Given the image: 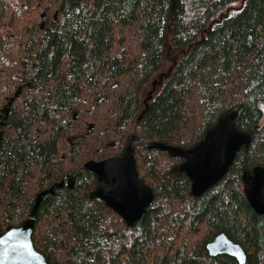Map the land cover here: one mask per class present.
I'll return each instance as SVG.
<instances>
[{
  "label": "trees",
  "instance_id": "obj_1",
  "mask_svg": "<svg viewBox=\"0 0 264 264\" xmlns=\"http://www.w3.org/2000/svg\"><path fill=\"white\" fill-rule=\"evenodd\" d=\"M17 89L0 122V234L62 184L34 215L50 264H238L208 255L220 232L264 264V214L241 179L264 168V0H0V108ZM230 113L248 144L193 196L183 156L149 143L189 149ZM128 144L153 191L132 226L89 195L103 184L84 168Z\"/></svg>",
  "mask_w": 264,
  "mask_h": 264
},
{
  "label": "water",
  "instance_id": "obj_2",
  "mask_svg": "<svg viewBox=\"0 0 264 264\" xmlns=\"http://www.w3.org/2000/svg\"><path fill=\"white\" fill-rule=\"evenodd\" d=\"M43 15L42 13L41 16ZM40 27H43V21ZM14 96L7 101L8 105ZM8 109L4 106L0 110L4 113L3 119H6ZM234 116L235 114L231 113L230 116L219 118L214 127L207 130L202 139L189 149L170 147L159 142L149 143V147L177 152L183 156L181 170L191 182L190 193L199 196L227 173L236 152L242 145L248 144L247 135L233 123ZM91 127L92 124L89 128ZM84 168L108 186L107 189L98 186L90 192V196L104 201L128 226H132L144 216L153 201V191L139 178L130 145L126 146L120 155L86 161ZM241 179L250 207L256 213L264 214V168L253 166L251 170L244 169ZM73 183L71 178L68 179L70 188ZM58 186L62 184L52 185L37 196L30 216L21 225L9 227L0 234V264H50L47 257L34 248L32 233L34 215L41 197ZM205 248L209 256L227 254L234 257L238 264L246 263V254L241 245L223 232L206 242Z\"/></svg>",
  "mask_w": 264,
  "mask_h": 264
},
{
  "label": "flooded vegetation",
  "instance_id": "obj_3",
  "mask_svg": "<svg viewBox=\"0 0 264 264\" xmlns=\"http://www.w3.org/2000/svg\"><path fill=\"white\" fill-rule=\"evenodd\" d=\"M10 98V97H9ZM9 100V99H8ZM7 100V101H8ZM7 101H6V103L0 108V110L7 104ZM0 114L2 115V118L0 117V122H1V119H3V115H4V113H1L0 112ZM5 120V119H4ZM3 121V120H2ZM99 181V180H98ZM100 183H102L103 184V187L105 188V189H107L108 188V186L106 185V184H104L103 182H101V181H99ZM102 186V185H101ZM98 199V198H97ZM100 201H102L101 199H99ZM103 203H104V201H102Z\"/></svg>",
  "mask_w": 264,
  "mask_h": 264
},
{
  "label": "bare ground",
  "instance_id": "obj_4",
  "mask_svg": "<svg viewBox=\"0 0 264 264\" xmlns=\"http://www.w3.org/2000/svg\"><path fill=\"white\" fill-rule=\"evenodd\" d=\"M43 23H44V22H43ZM17 90H18V89H17ZM17 90H16V91H17ZM16 91H15V92H16ZM18 92H19V91H18ZM17 94H18V93H17ZM17 94H16V95H17ZM16 95H15V96H16ZM13 96H14V95H13ZM13 96H11V97H13ZM15 96H14V97H15ZM11 97H10V98H11ZM10 98H9V99H10ZM13 99H14V98H13ZM12 101H13V100H12ZM11 103H12V102H11ZM10 105H11V104H10ZM10 105L6 104L5 106H7V107L9 108ZM8 111H9V109H8ZM230 115H231V113H230V114H227V115H223V116H221V117L230 116ZM6 116H7V115H6ZM0 117H1V116H0ZM221 117H219V118H221ZM219 118H218V119H219ZM213 127H214V126H213ZM196 144H197V143H196ZM196 144H195V145H196ZM128 145H130V144H128ZM128 145H127V146H128ZM130 147H131V145H130ZM149 148H151V147H149ZM176 153H177V152H176ZM178 154H179V153H178ZM183 161H184V160H183ZM256 166H257V165H256ZM260 167H261V166H260ZM248 170H251V169H248Z\"/></svg>",
  "mask_w": 264,
  "mask_h": 264
}]
</instances>
